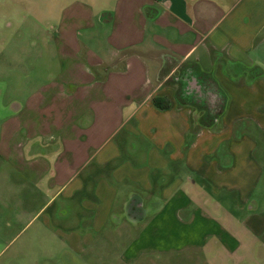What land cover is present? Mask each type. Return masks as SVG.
<instances>
[{"label":"crops","instance_id":"crops-1","mask_svg":"<svg viewBox=\"0 0 264 264\" xmlns=\"http://www.w3.org/2000/svg\"><path fill=\"white\" fill-rule=\"evenodd\" d=\"M21 6L57 66L0 126V264L264 263V219H221L264 195V0Z\"/></svg>","mask_w":264,"mask_h":264},{"label":"rangeland","instance_id":"rangeland-1","mask_svg":"<svg viewBox=\"0 0 264 264\" xmlns=\"http://www.w3.org/2000/svg\"><path fill=\"white\" fill-rule=\"evenodd\" d=\"M30 1L33 2L37 0H0V126L12 115L17 100H22L23 102L36 90H39L40 83L48 82L55 77L56 69H54V65L57 66V61H55V58L52 61L51 50L47 43L49 41H47V39H36L33 34L35 31L32 32V27L36 22L33 19L42 20L43 18H20L22 16L20 11L17 14L18 18L11 17L13 11L23 9L21 6L23 2L28 4ZM25 9H27L26 6ZM34 47H39L38 52L33 51ZM19 81L23 84L22 86L13 85V83L17 84L15 82ZM31 82L34 83L28 85ZM214 199L217 201L216 198ZM253 201H255L258 206L253 213H249L248 207H244L243 210L239 209L236 212L237 215H235L234 212L229 214L224 210V213L227 214H221V219L223 221L226 219L227 222H230V219L233 218L238 222H242L250 214H255L261 219H264V195L259 193L254 197L252 202ZM252 202L250 201L248 206L251 205ZM213 205L216 206L215 203H213ZM226 208L233 209L229 207ZM131 239V237L120 239L115 245L113 244L107 247L104 254L111 257L110 259H113V257L119 258ZM262 245L263 241H261L258 247V254L261 257L264 256V248H261ZM144 256L154 257L159 261H167V259H169L170 261L172 260L171 264L177 259L183 262L182 264H185L186 262L183 257L188 256V249L175 250V248H172L164 252L150 250L147 251ZM53 264L57 263L53 262ZM65 264L122 263H96L95 256L88 255L84 256L83 260L80 259L77 262L69 259V262Z\"/></svg>","mask_w":264,"mask_h":264},{"label":"trees","instance_id":"trees-1","mask_svg":"<svg viewBox=\"0 0 264 264\" xmlns=\"http://www.w3.org/2000/svg\"><path fill=\"white\" fill-rule=\"evenodd\" d=\"M154 103L156 106H158L160 109H168L169 108V103L164 101V100H161V99H158V98H155L154 99Z\"/></svg>","mask_w":264,"mask_h":264}]
</instances>
